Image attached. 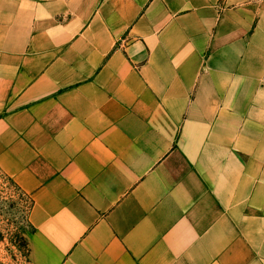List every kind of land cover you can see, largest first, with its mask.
I'll return each instance as SVG.
<instances>
[{"label": "crops", "instance_id": "obj_1", "mask_svg": "<svg viewBox=\"0 0 264 264\" xmlns=\"http://www.w3.org/2000/svg\"><path fill=\"white\" fill-rule=\"evenodd\" d=\"M0 170L33 264H264V0H0Z\"/></svg>", "mask_w": 264, "mask_h": 264}, {"label": "rangeland", "instance_id": "obj_2", "mask_svg": "<svg viewBox=\"0 0 264 264\" xmlns=\"http://www.w3.org/2000/svg\"><path fill=\"white\" fill-rule=\"evenodd\" d=\"M30 198L0 170V264H33L27 243Z\"/></svg>", "mask_w": 264, "mask_h": 264}]
</instances>
